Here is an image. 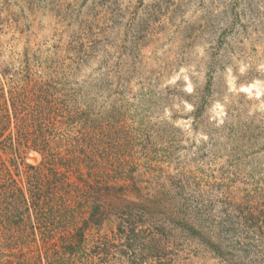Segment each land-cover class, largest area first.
<instances>
[{
	"label": "rangeland",
	"instance_id": "374dc122",
	"mask_svg": "<svg viewBox=\"0 0 264 264\" xmlns=\"http://www.w3.org/2000/svg\"><path fill=\"white\" fill-rule=\"evenodd\" d=\"M87 165L99 226L0 204V264H264V0H0V199Z\"/></svg>",
	"mask_w": 264,
	"mask_h": 264
},
{
	"label": "trees",
	"instance_id": "16d2710c",
	"mask_svg": "<svg viewBox=\"0 0 264 264\" xmlns=\"http://www.w3.org/2000/svg\"><path fill=\"white\" fill-rule=\"evenodd\" d=\"M51 159H55L53 153ZM51 164L54 165V162ZM87 169V176L78 174L76 180H70L67 173H60L57 168H51V176L44 181L36 170L30 169L33 173L29 175L27 193L15 182H11L2 195V200L0 199L6 214L5 220L8 224L17 226L24 216L33 215L39 225L38 229L44 236L48 234V238L53 239L58 235V239L63 242L82 243L86 229L77 228L76 217L80 215L84 225L89 223L99 226L101 218L105 215L103 211L109 207L105 202L115 190L123 187L117 186L115 177L107 179L100 173H94V165H87ZM106 179L109 181H105ZM133 185L134 183L130 184ZM130 186L127 185L126 188ZM87 214L90 216L85 219ZM28 222L32 223L30 218ZM119 232L121 234V229ZM68 250L71 257L79 254L78 247L74 249L71 246Z\"/></svg>",
	"mask_w": 264,
	"mask_h": 264
}]
</instances>
